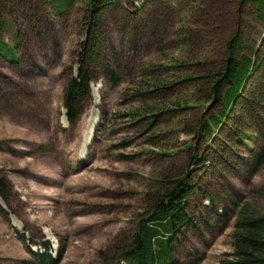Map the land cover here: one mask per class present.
Wrapping results in <instances>:
<instances>
[{
	"label": "rangeland",
	"instance_id": "1",
	"mask_svg": "<svg viewBox=\"0 0 264 264\" xmlns=\"http://www.w3.org/2000/svg\"><path fill=\"white\" fill-rule=\"evenodd\" d=\"M89 1L57 14L47 0H0V264H127L136 223L181 177L193 187L194 226L179 235L173 261L225 264L234 202L257 200L264 211V166L249 177L250 150L264 146L256 6L109 0L102 57L87 65L82 113L69 122L65 87L80 71ZM237 27L249 47L242 55L258 69L213 137L202 124L222 106L211 101L209 75ZM33 185L45 189L40 197Z\"/></svg>",
	"mask_w": 264,
	"mask_h": 264
},
{
	"label": "trees",
	"instance_id": "2",
	"mask_svg": "<svg viewBox=\"0 0 264 264\" xmlns=\"http://www.w3.org/2000/svg\"><path fill=\"white\" fill-rule=\"evenodd\" d=\"M57 14H62L73 9L77 0H47ZM109 0H90L89 7L92 15L88 21V37L83 46L84 53L80 56V71L72 78L65 87V107L67 108V119L74 122L79 119L82 109L79 108V101L88 90L87 65L100 60L102 56L98 53V37L103 40L102 13ZM255 5L258 11V19L264 27V0H241V6L245 4ZM240 25L239 21L236 22ZM2 43V41H0ZM4 45V43H3ZM5 47V45H4ZM11 52L9 61L16 63L15 52ZM248 45L243 40L241 27L230 36L225 43V52L217 66L215 73L209 75L211 101L221 105L220 112L209 122L202 124V130L209 136H213L228 118L233 106L242 98L246 82L253 72L258 69V64L242 55ZM4 51V50H3ZM251 52V51H250ZM255 54V53H254ZM240 57V64L237 60ZM107 76L112 73L102 67ZM175 67H168L173 69ZM238 103V102H237ZM66 149V148H65ZM64 149V151H65ZM63 150L61 153L63 154ZM251 163L249 164V177H253L264 166V146L259 149L250 150ZM62 156V155H61ZM200 161L199 156L194 157V162ZM87 163V162H86ZM86 165V164H85ZM38 174L40 172L36 169ZM42 175V173H41ZM40 175V176H41ZM64 178H66L63 173ZM43 176V175H42ZM61 177V176H60ZM42 184L44 179L37 178ZM62 180V177H61ZM45 185V184H44ZM30 192L35 197H40L45 189L33 185ZM3 188H5L3 186ZM192 185L186 177L176 180V185L163 194V199L154 203L151 212H147L136 223L134 235L131 236L130 250L122 255L123 262L127 264H176L173 261V245L186 227H193V216L190 211L189 198L192 196ZM43 189V191H42ZM5 192V191H4ZM2 193L5 197V193ZM30 201V200H29ZM33 203V200L32 202ZM234 231L232 234L233 259L225 261V264H264V211L260 203H244L237 205ZM34 210L31 208L30 211ZM29 210L25 213V217ZM43 258V255H40ZM44 263L51 262L49 256L45 255Z\"/></svg>",
	"mask_w": 264,
	"mask_h": 264
},
{
	"label": "bare ground",
	"instance_id": "3",
	"mask_svg": "<svg viewBox=\"0 0 264 264\" xmlns=\"http://www.w3.org/2000/svg\"><path fill=\"white\" fill-rule=\"evenodd\" d=\"M89 130V129H88ZM88 142V136L86 137L85 141H84V144L86 145Z\"/></svg>",
	"mask_w": 264,
	"mask_h": 264
}]
</instances>
